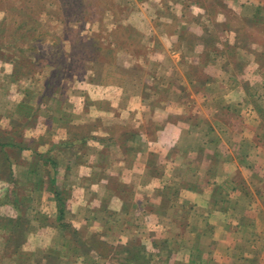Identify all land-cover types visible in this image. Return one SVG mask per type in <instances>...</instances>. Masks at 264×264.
<instances>
[{
    "label": "rangeland",
    "instance_id": "374dc122",
    "mask_svg": "<svg viewBox=\"0 0 264 264\" xmlns=\"http://www.w3.org/2000/svg\"><path fill=\"white\" fill-rule=\"evenodd\" d=\"M207 52L214 53L207 61L217 58L223 69L222 79L209 77L211 88L213 82L236 77L249 85L242 72L247 63L254 58L264 68V0H0V140L13 142L0 148V207L10 205L0 210L11 218L23 216L20 237L25 242L26 233L37 226L60 223L58 215L45 220L39 208L41 193L52 186L69 196L76 172L82 171L86 186L88 177L102 175L98 171L102 156L88 140L101 143L99 150L106 141L105 149L113 150V164L130 162L132 151L141 149L138 162L153 164L146 163L149 175L155 174V159L161 161L168 153L165 147L163 155L155 153V134L173 118L199 115L195 105L209 76L201 70ZM231 68L236 75L231 76ZM256 83L252 84L260 90L255 94L264 95V85ZM94 152L95 158L90 157ZM85 163L97 166L96 171H78ZM58 166L69 168L64 176L67 187L56 184ZM51 176L55 182H50ZM115 178L110 188L102 187L103 192L132 193ZM142 189L153 200L155 190L149 185ZM16 196L19 210L11 203ZM124 207L129 211L131 204L123 203L121 210ZM86 209L77 215L90 213ZM118 215L113 219L117 226L119 222L132 229L139 226V220ZM3 217L9 218L0 215V264L83 262L72 261L71 250L63 252L54 245L46 251L15 249L19 235L7 245L5 230L12 226ZM148 221L155 225V218ZM85 225L70 235L68 249L91 239ZM179 226L183 227L180 222ZM42 237L31 244L47 243ZM161 237L157 235L165 264L172 245ZM54 238L55 243L64 242L60 231ZM132 245L141 264L151 263L155 254L138 251L142 248L137 239Z\"/></svg>",
    "mask_w": 264,
    "mask_h": 264
},
{
    "label": "crops",
    "instance_id": "0c3cea01",
    "mask_svg": "<svg viewBox=\"0 0 264 264\" xmlns=\"http://www.w3.org/2000/svg\"><path fill=\"white\" fill-rule=\"evenodd\" d=\"M212 54L203 55L207 58L201 63V70L209 76L195 105L200 116L189 114L173 118L155 134V153L163 155L160 152L163 147L168 150L161 161L155 159V174L149 175L147 169V164L149 167L153 164L146 162L144 166L143 162H138L143 158L141 149L132 151L134 156L130 162L121 160L113 164V150L105 149L106 141L103 140V148L99 150L101 143L88 140V144L97 146L96 154L102 156L103 163L98 166L102 175L93 178L89 173L86 186L81 182L80 170L96 171L97 166L80 164L78 175L72 173L76 178L71 180V195H66L67 211L63 219L55 227H49L48 222L27 232L22 250L46 251L45 248L54 245L63 252L71 250L68 258L72 257V261L82 258L83 262L78 261L80 264H141L131 258L133 253V256L139 255L132 245L137 239L142 248L138 251L155 254L148 264H162L161 241L157 238L161 235L160 239L167 241L168 238L172 245L165 264H264V95L255 94L260 90L256 88L261 87L256 81L264 85V68L253 58L242 71L249 85H242L239 77L226 78L213 82V89L209 79L223 77V69L217 58L214 62L207 61ZM230 73L233 76L237 72L231 68ZM250 87L253 92L248 96ZM90 157L95 158V152ZM58 167L61 171L55 175L56 184L67 187L64 176L68 175L69 168ZM113 177L132 189L129 197L108 195L110 189L108 193L103 192L102 187L112 186ZM148 185L155 190V194L151 193L153 200L141 192ZM90 188L96 191L95 195L90 193ZM41 195L39 208L45 220L55 217L57 207L53 193L45 190ZM123 203L131 204L129 211L127 207L121 210ZM8 206L0 209H8ZM185 206H189V211H185ZM84 207L90 213L78 216L77 211ZM12 210L15 209L12 207ZM121 213L131 220H139V226L132 229L123 222L117 226L113 219ZM0 215L11 218L1 210ZM150 216L155 218L153 226L148 221ZM84 224L91 239L83 238L85 240L75 246L71 243L73 247L68 249L70 235ZM59 231L64 238L63 243L58 242L60 244L54 242ZM43 235L47 243L31 244L33 240L44 238ZM177 235L180 236L178 241Z\"/></svg>",
    "mask_w": 264,
    "mask_h": 264
},
{
    "label": "trees",
    "instance_id": "16d2710c",
    "mask_svg": "<svg viewBox=\"0 0 264 264\" xmlns=\"http://www.w3.org/2000/svg\"><path fill=\"white\" fill-rule=\"evenodd\" d=\"M7 132L9 133V131H7ZM10 134H11V131H10ZM12 143L13 142L11 140H9L7 142H4V141L0 140V148H3L6 145H11ZM6 177H7V179H11V170L7 173ZM50 182L51 183L52 182H55L54 181V176H51L50 177ZM48 190L53 193V198L55 200V204H56V207H57L58 219L62 220L63 219V215H64V211H65V209L67 207V202L66 201H67V198L68 197L64 193L63 188H61V189L60 188H56V187L55 188H52V186H51V187H49ZM13 201H15V202H13ZM13 201H11V203H14V206L16 207V209L19 210L20 207H18V204H17L20 201L19 198L17 196L14 197V200ZM3 218H1V219H3ZM3 220H7L8 221V225L10 223V226H12V227H9V230H5V232H6L5 234H7V235L4 236L5 237L4 240L7 243V245L10 242L11 243L12 242H15L14 239H15V237H18V235H19V237H20V235L23 236V234L21 233L22 232L21 231V226H22L21 224L25 220H24L23 216L20 215V213L18 214V216L16 217V219L15 218H4ZM5 227H7V229H8V226L7 225ZM11 229H12V231H11ZM21 238L22 237H20L19 241H17L16 244H13L12 243L15 249L18 248V247L21 248V245L23 244V241H24V239L22 238V240H21ZM131 258L134 259V260L137 259L136 256H131Z\"/></svg>",
    "mask_w": 264,
    "mask_h": 264
}]
</instances>
